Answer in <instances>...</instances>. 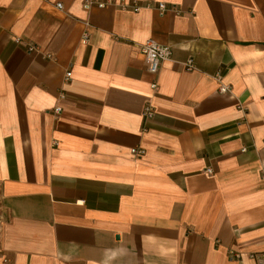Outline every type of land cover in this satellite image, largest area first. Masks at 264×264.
<instances>
[{
	"label": "crops",
	"instance_id": "obj_1",
	"mask_svg": "<svg viewBox=\"0 0 264 264\" xmlns=\"http://www.w3.org/2000/svg\"><path fill=\"white\" fill-rule=\"evenodd\" d=\"M130 1L181 13L0 0V264L264 253V0ZM148 39L173 47L158 75Z\"/></svg>",
	"mask_w": 264,
	"mask_h": 264
},
{
	"label": "built area",
	"instance_id": "obj_2",
	"mask_svg": "<svg viewBox=\"0 0 264 264\" xmlns=\"http://www.w3.org/2000/svg\"><path fill=\"white\" fill-rule=\"evenodd\" d=\"M60 10H63L64 6L62 3H57L56 5ZM86 7L92 8H100L105 9L109 7H115L122 11H132L134 13H139L144 9H155L158 11L160 15H165L166 13L170 11H175L177 13H181L180 10L177 9L176 6L168 4L166 2H146V3H140L137 1H130V0H86ZM90 41V34L88 31H85L82 36V43L87 44ZM16 42L21 44L23 43L21 39L16 38ZM25 47L30 52H38L40 51V47L33 43V42H25ZM138 47L140 50L144 53L146 62L148 64V70L154 75L159 74V67L160 65L166 61L169 60L173 55V47L169 44H163L153 39H148L144 42L138 43ZM45 58L52 59L53 56L51 54H45ZM186 70L192 71L196 69L195 63L193 58L188 59L186 62L183 63ZM72 77L71 70L66 72L65 75V82H68ZM223 77L221 74L217 76V80L219 82V92L221 93H228L232 94V88L231 86L225 84L222 81ZM152 89L156 92L159 89L158 81H154L152 83ZM60 98L65 99L66 93L64 91L60 92ZM63 111L62 106H57L54 110V114L56 116L60 115ZM155 115V110L152 104H147L144 108V120L149 121L151 120ZM131 153L134 156H142L145 154V150L143 148L137 147L132 148ZM208 173H211L212 170L210 168L207 169ZM230 256L232 258L239 259L241 258V253L239 252H230ZM249 257L253 259L257 264H264V253L263 252H252L250 253Z\"/></svg>",
	"mask_w": 264,
	"mask_h": 264
}]
</instances>
